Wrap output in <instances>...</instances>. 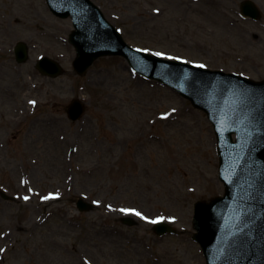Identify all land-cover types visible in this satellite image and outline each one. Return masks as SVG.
<instances>
[{"label": "rangeland", "instance_id": "obj_1", "mask_svg": "<svg viewBox=\"0 0 264 264\" xmlns=\"http://www.w3.org/2000/svg\"><path fill=\"white\" fill-rule=\"evenodd\" d=\"M93 1L131 46L264 77V0L257 22L237 17L242 0ZM71 30L44 0H0V264H205L191 219L196 200L223 191L212 125L122 57L76 74ZM18 41L29 46L19 64ZM43 55L64 72L40 75ZM74 98L85 105L77 121L66 114ZM78 197L92 208L78 211ZM159 219L176 233L157 235Z\"/></svg>", "mask_w": 264, "mask_h": 264}, {"label": "water", "instance_id": "obj_2", "mask_svg": "<svg viewBox=\"0 0 264 264\" xmlns=\"http://www.w3.org/2000/svg\"><path fill=\"white\" fill-rule=\"evenodd\" d=\"M46 3L55 15L72 19L69 42L76 50L72 65L78 74L99 56L121 55L134 71L169 85L205 111L216 136L224 193L195 202L193 238L200 244L206 264H264V79L254 81L135 49L91 0ZM244 7L252 8L258 16L250 1ZM15 54L17 62H24L26 44L17 43ZM35 67L51 77L63 72L58 62L47 56L37 60ZM67 111L76 120L84 106L73 99ZM76 205L79 210L90 208L82 199ZM154 230L173 231L164 223L155 224Z\"/></svg>", "mask_w": 264, "mask_h": 264}, {"label": "flooded vegetation", "instance_id": "obj_3", "mask_svg": "<svg viewBox=\"0 0 264 264\" xmlns=\"http://www.w3.org/2000/svg\"><path fill=\"white\" fill-rule=\"evenodd\" d=\"M237 17H239L240 19H244L246 21H251V22H254L255 20H252L250 17H244V16H241L240 15V6H238V9H237ZM239 33L242 32V29L239 28ZM260 50V51H259ZM259 50H258V53L257 56H258V59H259V63L264 66V46L263 47H259ZM249 52V51H248ZM251 55H254V54H251ZM250 55V56H251Z\"/></svg>", "mask_w": 264, "mask_h": 264}, {"label": "snow or ice", "instance_id": "obj_4", "mask_svg": "<svg viewBox=\"0 0 264 264\" xmlns=\"http://www.w3.org/2000/svg\"><path fill=\"white\" fill-rule=\"evenodd\" d=\"M157 55H160V53H157ZM199 67H203V65H199ZM166 118V117H165ZM25 199H27V197H25ZM122 212H125V213H128V212H132L133 214H135L136 216H139L141 217V219H146L145 217H143L141 215V213L139 212H135L134 210H130V209H121ZM163 219V218H161ZM151 223L155 224V223H158L159 221L158 220H152L150 221ZM0 251H3V249H0Z\"/></svg>", "mask_w": 264, "mask_h": 264}]
</instances>
